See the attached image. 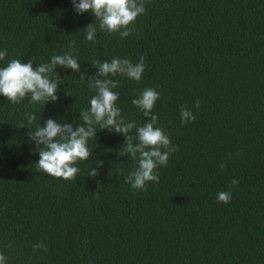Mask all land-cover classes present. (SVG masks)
I'll return each mask as SVG.
<instances>
[{
	"label": "trees",
	"instance_id": "obj_1",
	"mask_svg": "<svg viewBox=\"0 0 264 264\" xmlns=\"http://www.w3.org/2000/svg\"><path fill=\"white\" fill-rule=\"evenodd\" d=\"M78 2V0H77ZM126 38L99 30L72 0H0V67L33 66L69 51L80 73L58 67V100L19 104L0 96V252L6 264H264V0H143ZM97 27L87 41L86 27ZM144 57L139 81L113 89L121 116L137 127L132 104L160 93L153 113L178 151L158 166L159 182L137 191L126 177L138 159L119 156L123 135L100 129L76 180L38 168L29 135L51 118L75 125L96 94L93 61ZM84 74L85 78H81ZM67 94V95H66ZM196 100L200 107H193ZM188 107L195 120L181 123ZM27 113L36 119L28 123ZM129 135L137 143L136 130ZM103 161L95 177L88 176ZM225 167L221 169L220 165ZM122 165V166H121ZM233 179L238 180L232 185ZM231 191L227 204L217 194ZM43 242L48 251H34Z\"/></svg>",
	"mask_w": 264,
	"mask_h": 264
},
{
	"label": "clouds",
	"instance_id": "obj_2",
	"mask_svg": "<svg viewBox=\"0 0 264 264\" xmlns=\"http://www.w3.org/2000/svg\"><path fill=\"white\" fill-rule=\"evenodd\" d=\"M73 10L77 14L91 12L95 20L99 21V30L108 33H119L121 38L128 37L131 27L138 16L145 11L143 0H72ZM85 39L95 41L97 27L91 23L86 28ZM75 42L69 45V51L63 55H54L50 62L33 66V61L27 63L19 59L11 60L7 66L0 67V96L7 98L11 103L19 104L26 96H30L33 103L56 102L59 90L58 67L71 69L80 73V63L72 55ZM6 50L0 51V60H4ZM94 68L98 69L95 76L89 77V87L95 89L96 94L90 99V108L83 110L79 115L82 123H61L48 118L42 126H38L30 135L35 142L39 155L38 168L54 178L74 181L80 168L78 162L86 161L92 156L88 141L95 138L97 125L123 135L125 146L119 156H131L138 159V167L126 177V183L137 191H146L147 184L159 182L158 166H166L171 153L178 151L166 132L156 126L158 116L153 113L160 93L153 88H145L140 92L132 104L138 108L146 122L137 127L134 122H126L121 116V110L116 105L119 94L113 89L117 88L118 81L107 77L117 74L127 76L129 79L139 81L145 70L144 57L133 63L129 59L113 58L111 61L101 62L94 60ZM81 78H85L81 74ZM67 95V94H66ZM193 107L199 108L200 101L196 100ZM28 123H32L36 116L27 113ZM181 123H190L195 120L193 112L186 106L180 111ZM136 130L137 143L129 133ZM88 176L95 177L97 169L102 167L103 161L97 160ZM122 166V165H121ZM221 169L225 167L222 163ZM232 185L238 180L233 179ZM231 191H221L217 194V202L227 204L231 201ZM48 249L43 242L33 245V250ZM7 257L0 252V264H6Z\"/></svg>",
	"mask_w": 264,
	"mask_h": 264
}]
</instances>
